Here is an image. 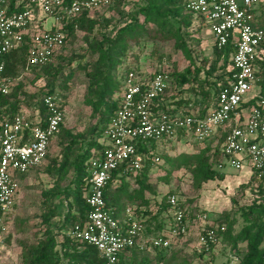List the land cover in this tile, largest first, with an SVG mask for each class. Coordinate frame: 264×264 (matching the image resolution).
<instances>
[{"label": "trees", "instance_id": "16d2710c", "mask_svg": "<svg viewBox=\"0 0 264 264\" xmlns=\"http://www.w3.org/2000/svg\"><path fill=\"white\" fill-rule=\"evenodd\" d=\"M187 2V0H138L134 11L124 13L118 8L120 0H110L109 3L117 6L119 16L111 24L110 29L109 20H103L104 24H101L92 16L94 10L82 11L73 16L53 11L48 16L56 19V25L47 32L62 33L63 44L48 62L40 66L29 65L30 41L27 37L18 47L5 55L4 76L12 85L7 94L0 93V121H9L18 113L24 112L31 119L38 117L41 120L39 125L42 126V119L46 114L42 98L55 96L59 109L63 112L64 93L73 79L81 73L87 79L84 105L90 109L89 121L83 131H72L62 122L55 134L58 151L56 155L50 157L48 150L42 168V172L53 179L51 189L43 193V196L49 197L45 202L47 211L41 220L43 228L34 243H20L22 264L103 263L95 247L70 237L69 230L74 225H83L86 222L89 212V206L85 201L88 162L102 153L104 147L101 141L102 134L110 117L118 108L123 80L128 72H134L139 76L143 72L132 63L124 65L117 75V68L124 64L128 51L133 47L142 48L150 42L174 40V48L181 50L189 60L188 67L183 71L177 72L174 69L168 73L170 81L164 92L155 99L153 111L162 110L168 114L180 112L184 115L197 113L199 117H204L209 109L215 107L217 94L228 84L234 72L229 61L231 47L226 45L217 49L211 45V56L203 57L197 33L205 27L200 17L185 10ZM69 3L70 0H64V4ZM23 8L25 6L19 4L17 0H11L9 4V12L20 11ZM251 12L254 14L255 9H251ZM253 26L257 27L254 23ZM79 32L83 34L85 44L83 55L76 57L72 54L70 57L61 53L66 43L72 42ZM259 48L263 52L257 54L255 77L256 85L263 89L264 41ZM24 73L33 75L31 83L41 82L35 92L26 91L23 81L19 80ZM253 104L254 101L250 100L244 106ZM224 135V130L220 129L213 136L199 142L194 140L192 135L186 137L184 131H179L172 140L164 138L160 142H150L148 145L138 144L137 152L143 156L141 168L135 171L125 163L119 164L112 171L103 189L105 205L111 209L119 225H125L127 217L125 210L130 208L133 218L142 224L145 236L166 234L174 210L168 202V196L174 195L177 199L176 208L183 213V223L187 231L191 223L202 218L203 211L194 205V199L180 198L172 191L162 195L159 200L150 201L145 193L152 192L149 183L151 172L159 168L163 161L169 163L174 170L182 168L188 173L191 186L196 192L202 191L210 182L223 181ZM185 139L192 141L194 148L192 153H182L173 159L160 153L162 145ZM162 158L163 161L159 165L158 162ZM25 176L26 174L18 175V181ZM66 180L68 183L61 187L60 184ZM238 188L240 191L248 189L253 194L250 203L245 206H238L234 197L230 199L242 220L241 228L232 233L236 220L230 212L204 223L205 229L214 231L216 241L210 245V251L207 253L196 247L195 255L199 259L211 253L220 239L230 244L236 256V264H264V178L252 173L247 175L246 181L239 184ZM59 196L63 198L59 201L64 204L65 209L59 223L54 225L50 218L59 214V208L51 205V202ZM14 207L15 203L13 209ZM52 227H55L56 232ZM220 227H223V230H220ZM183 238H173L172 246ZM241 243L245 246L242 253L238 248ZM170 249L125 248L119 253L115 264H167L164 256ZM151 253H154V256H151ZM209 262L211 259L203 261L204 264Z\"/></svg>", "mask_w": 264, "mask_h": 264}, {"label": "built area", "instance_id": "2783aa9c", "mask_svg": "<svg viewBox=\"0 0 264 264\" xmlns=\"http://www.w3.org/2000/svg\"><path fill=\"white\" fill-rule=\"evenodd\" d=\"M11 0H0V93L7 94L12 82L4 76L5 55L18 47L27 37L30 41L28 63L40 66L48 62L63 44L62 33L38 31L41 15L56 11L73 16L82 11H93L110 0H17L25 8L9 12ZM258 0H189L185 10L197 15L210 33L211 45L221 49L231 47L230 81L216 96V105L204 117L197 113L184 115L153 111L155 99L164 92L170 81L168 72L143 71L139 76L128 72L118 100V108L110 117L102 134V153L89 160L85 194L89 212L83 225H74L69 236L95 247L102 264H115L119 253L129 247L140 250H166L172 239L185 237L183 213L176 208L177 199L168 196L172 211L171 224L166 234L145 237L143 226L133 218L130 208L125 225H119L103 199V189L111 173L125 163L139 170L143 156L138 144L148 145L162 139H174L179 131L202 142L224 130L222 153L225 165L245 170L248 175L264 178V88L256 85L255 61L264 41V30L254 27L251 12ZM56 21V19L54 18ZM253 100L251 106H244ZM46 114L41 120L31 119L20 112L9 121H0V242L8 233L11 211L18 191L17 177L41 167L46 160L50 143L63 120L55 96H44ZM223 230V227H220ZM197 246L205 253L216 238L213 230L203 226Z\"/></svg>", "mask_w": 264, "mask_h": 264}, {"label": "rangeland", "instance_id": "374dc122", "mask_svg": "<svg viewBox=\"0 0 264 264\" xmlns=\"http://www.w3.org/2000/svg\"><path fill=\"white\" fill-rule=\"evenodd\" d=\"M137 3L138 0H120L118 8L122 9L124 13H131L136 9ZM255 12H262L261 15H264V2L255 6ZM92 16L97 18L101 24H104L103 20H109L110 24L108 25V29L111 28V24L119 17L117 14V6L114 3L101 5L94 10ZM40 17L38 29L41 31H47L56 25V21L51 16L41 15ZM82 37V33H77L76 38L72 42L66 43L61 53L70 57H72V54L76 57L83 55L85 44L83 43ZM197 37L200 42L199 49L203 57H210L212 48L209 31L202 28L197 33ZM174 46V40H169L150 42L139 49L133 47L128 51L124 64L117 68V75L120 74L124 65L132 63V65L136 64L143 71L164 70L168 73L174 69L177 72L183 71L188 67L189 60L181 50L175 49ZM32 79L33 75L29 73H24L19 77V80L23 81L25 89L29 93L35 92L37 87L41 85L40 81L34 84L31 83ZM86 87L87 79L81 73L73 79L69 88L64 93L65 104L63 107L62 122L66 128L75 132L83 131L89 121L90 109L84 105ZM57 151L58 146L55 137L50 145V157L56 155ZM193 151L194 148L190 139L160 147V153L170 159L177 157L179 154H189ZM162 161L163 158L158 164L160 165ZM44 165L37 171L26 174L19 183L18 191L14 199L15 207L12 212L8 233L4 240L0 242V264H22L20 243H34L36 236L43 228L41 223L42 215L47 211L45 202L49 199V197L43 196V193L51 189L53 185V179L42 172ZM222 172L224 173L223 181L210 182L200 192L193 190L190 177L182 168L174 170L169 163L163 161V164L159 168H155L151 172L149 183L152 192L145 193V196L150 201H154L155 199L159 200L162 195L168 191H172L176 192L180 198L194 199V205L204 213L202 218L188 226L186 236L182 240H179L166 253L164 258L167 264H204L203 261L207 259H211L209 264H236V256L230 244L222 242L220 239H218L213 247V251L204 255L203 259H199L195 255L199 238L198 234L204 223L213 221L223 214L230 212L236 220L232 230L234 234L241 228L242 220L236 211V207L232 206L230 199L234 197L238 206H245L253 198L252 192L248 191V189L240 191L238 188V185L244 183L247 179L248 174L245 170H235L229 165H225ZM67 183L68 180L60 185L64 187ZM60 198L62 196L52 199L51 202V205L59 208V214L50 218V222L54 225L59 223L60 216L65 209L64 204L59 201ZM52 228L55 230V227ZM238 248L240 253H242L245 246L241 243L238 245ZM150 255L154 256V253Z\"/></svg>", "mask_w": 264, "mask_h": 264}, {"label": "crops", "instance_id": "0c3cea01", "mask_svg": "<svg viewBox=\"0 0 264 264\" xmlns=\"http://www.w3.org/2000/svg\"><path fill=\"white\" fill-rule=\"evenodd\" d=\"M262 2H264V0H258V2L256 4L259 5V4H262ZM256 4L253 5V7H252L253 10L255 9V6H257ZM261 13L260 12L259 13L254 12V14H253L254 15V24L257 27L264 29V15H261Z\"/></svg>", "mask_w": 264, "mask_h": 264}]
</instances>
